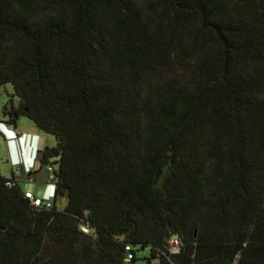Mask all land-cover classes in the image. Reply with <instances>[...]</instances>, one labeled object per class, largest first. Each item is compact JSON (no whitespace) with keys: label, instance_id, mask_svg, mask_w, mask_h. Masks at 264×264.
I'll use <instances>...</instances> for the list:
<instances>
[{"label":"trees","instance_id":"obj_1","mask_svg":"<svg viewBox=\"0 0 264 264\" xmlns=\"http://www.w3.org/2000/svg\"><path fill=\"white\" fill-rule=\"evenodd\" d=\"M8 85L56 194L0 168V264H264V0H0Z\"/></svg>","mask_w":264,"mask_h":264},{"label":"crops","instance_id":"obj_2","mask_svg":"<svg viewBox=\"0 0 264 264\" xmlns=\"http://www.w3.org/2000/svg\"><path fill=\"white\" fill-rule=\"evenodd\" d=\"M12 127V126H10ZM0 130L7 136V138L11 139L16 134L20 137V140H14L8 143L5 139L6 143V156H5V164L6 168L10 171L11 176L17 171H20V176L25 180L22 182L27 185L26 189L23 188L25 192H32L36 196L41 197L44 193L51 194L53 189L48 188V179L49 172L47 169L37 168L35 170H31L26 172L22 164L20 166H14L22 161H25L28 165H31L35 158V149L37 147V143L33 135L41 133L39 129H36L32 125H24L19 120L17 129L11 133L6 128L0 127ZM47 146V137L42 134L41 140V148L43 149ZM50 147V146H47ZM46 148V147H45ZM7 177V176H6ZM9 178V177H7ZM36 188L34 189V187ZM41 187V190H40ZM38 188L41 192L38 194ZM47 190V191H46ZM41 195V196H40Z\"/></svg>","mask_w":264,"mask_h":264},{"label":"rangeland","instance_id":"obj_3","mask_svg":"<svg viewBox=\"0 0 264 264\" xmlns=\"http://www.w3.org/2000/svg\"><path fill=\"white\" fill-rule=\"evenodd\" d=\"M13 94V90H12V87L11 86H6L4 87L1 91H0V121H5V118H4V115H3V110L5 108V106L8 104L9 100L11 99V95ZM14 101V104L17 106L18 105V99L17 98H14L13 99ZM20 121L22 124L24 125H32L35 129H36V126L35 124L28 118L26 117H21L20 118ZM47 137V146H55L56 145V140L54 137L52 136H46ZM6 143H5V139H4V135H3V132L0 130V168H1V171L2 173L7 176V177H11V174H10V171L6 168V162H5V156H6ZM45 146V147H47ZM44 147V148H45ZM21 187L26 189L27 185L21 183ZM34 187V189L36 188V186H32ZM40 190H41V187H40ZM38 194H40L41 192L39 191V188H38ZM41 196V195H40ZM66 205V200L65 199H61L59 200L58 202V207L61 209L63 208L64 206ZM146 254L145 252H140V257H145ZM139 264H147L145 262H140Z\"/></svg>","mask_w":264,"mask_h":264},{"label":"built area","instance_id":"obj_4","mask_svg":"<svg viewBox=\"0 0 264 264\" xmlns=\"http://www.w3.org/2000/svg\"><path fill=\"white\" fill-rule=\"evenodd\" d=\"M0 127H4L6 128L9 132L13 133L11 130H9L7 128V126L3 123H0ZM14 134V133H13ZM4 135V134H3ZM4 138L6 139V141L8 143L16 140V139H20L19 137H17L16 134H14V137L9 139L7 138L6 135H4ZM48 171L50 172V175H49V179H48V188H52L53 191L51 194H47V193H44L41 197H38L36 196L34 193L32 192H26L25 195H26V198H28L30 200V202L36 206V207H44V208H52L53 206V200H54V197H55V191H56V186L53 182L54 180V176H53V172H52V169L49 168ZM15 176H20V171L17 170L15 173H14ZM47 191V190H46ZM169 250H170V253L175 255V254H178L180 252V242H179V239L177 237H173L170 241H169ZM151 251V247H147L146 248V252H150ZM132 256L131 254L129 255V259H131Z\"/></svg>","mask_w":264,"mask_h":264},{"label":"clouds","instance_id":"obj_5","mask_svg":"<svg viewBox=\"0 0 264 264\" xmlns=\"http://www.w3.org/2000/svg\"><path fill=\"white\" fill-rule=\"evenodd\" d=\"M3 124H5V123H3ZM6 126H7V128L9 129V127L10 126H8L7 124H5ZM10 130V129H9ZM12 131V130H11ZM12 132H14V131H12ZM4 134V133H3ZM5 135V134H4ZM18 137V136H17ZM33 137L35 138V140H36V145H37V147H36V149H35V158H34V161H33V163L31 164V165H28L25 161H22V162H20V163H18V164H16V165H14V166H20V164H22V166L24 167V170L26 171V172H29V171H31V170H35L36 169V167L38 168V154H39V152L42 150V148H41V140H42V133H39V134H36V135H33ZM20 138V137H19ZM16 140H18V139H16ZM20 140V139H19ZM55 194H56V191H55Z\"/></svg>","mask_w":264,"mask_h":264},{"label":"water","instance_id":"obj_6","mask_svg":"<svg viewBox=\"0 0 264 264\" xmlns=\"http://www.w3.org/2000/svg\"><path fill=\"white\" fill-rule=\"evenodd\" d=\"M9 129L15 131V127H9Z\"/></svg>","mask_w":264,"mask_h":264}]
</instances>
